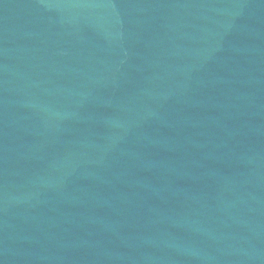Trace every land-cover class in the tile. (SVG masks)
Segmentation results:
<instances>
[{"label": "water", "instance_id": "1", "mask_svg": "<svg viewBox=\"0 0 264 264\" xmlns=\"http://www.w3.org/2000/svg\"><path fill=\"white\" fill-rule=\"evenodd\" d=\"M0 264H264V0H0Z\"/></svg>", "mask_w": 264, "mask_h": 264}]
</instances>
